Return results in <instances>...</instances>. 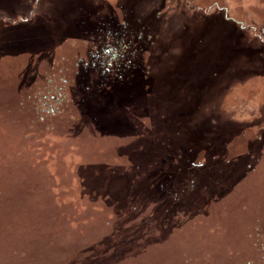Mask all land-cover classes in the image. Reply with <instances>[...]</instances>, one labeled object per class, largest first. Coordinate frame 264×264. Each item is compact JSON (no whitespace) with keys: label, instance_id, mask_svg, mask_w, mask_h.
<instances>
[{"label":"rangeland","instance_id":"374dc122","mask_svg":"<svg viewBox=\"0 0 264 264\" xmlns=\"http://www.w3.org/2000/svg\"><path fill=\"white\" fill-rule=\"evenodd\" d=\"M215 3L264 25V0H0V264H264V45ZM116 18L147 33L104 56L123 84L41 121Z\"/></svg>","mask_w":264,"mask_h":264},{"label":"trees","instance_id":"16d2710c","mask_svg":"<svg viewBox=\"0 0 264 264\" xmlns=\"http://www.w3.org/2000/svg\"><path fill=\"white\" fill-rule=\"evenodd\" d=\"M189 1L193 2V0H189ZM121 7H123V6H121ZM211 9L219 11L218 12L219 14H222V13L224 14V16H223L224 22L223 23L226 24V26L227 25L233 26L235 28L236 32H238V33L239 32L240 33L245 32L248 35H249V33H252L254 38L252 37L251 40L256 41V42L261 41L260 44L264 45V25L259 26V25H255V24L249 23V22L243 23V22H240L239 20L237 21L233 18H229L227 10L218 6L217 3H215L213 5V7H211ZM206 10H208V9L207 8L201 9L202 12L206 11ZM122 11H124V10H122ZM125 11L126 12L122 13V14H124V15H122V17L130 16L129 14L131 13L132 10L126 9ZM110 19H112V18H110ZM118 20L119 19L116 18V20L112 23L115 26L109 27L107 25L111 24V23L109 22L107 24L106 20L104 19L102 22H99L97 24L98 26H96L95 30H93L92 32H87V37H88L87 39H89V38H91V39L94 38L95 40L99 39L97 41V43H98L97 48L95 49V51L91 50L92 54L90 55V58H92V56H94V57L98 58L100 61V62H97L96 67H95L94 72H93L96 75L95 78L92 79V81H90V83L85 82V81L78 83L76 88H75V85L70 83V80H66L64 78L63 79L61 78L62 79L61 83L60 84L58 83L55 85V86L59 85V89H56V94L54 93L53 97L48 96V97H43V98L40 97L41 99H39V100L37 99L38 101L36 102L35 107H36V111L39 112V115L41 117L40 118L41 121H43L45 123V121L47 122L48 120H51L53 118H56L57 116H60L62 114V106L65 103L64 102L65 99H68V102L70 103L73 100V94H76L78 92L77 88H80L81 91L86 92L87 89H89V91L91 90L90 86L93 87L95 90V88H109L112 85L114 86V84H116L115 86L123 84V79L120 78L119 76L116 78L111 77V73L113 72V70L111 68H112L113 64H110L109 60L106 57L104 58V56L107 54L108 51H110L114 47L115 42L120 41V39L122 37H124V39L129 37L130 39H128V40L139 44L140 42H138V41L143 40L145 34L147 35V33H146V30H144L145 31L144 32L143 29H137L135 31L130 30L129 26L127 25L128 23L123 19H122V21L124 23L122 22V24H119L120 26L118 25V28H117L116 22ZM83 24H85V23H83ZM237 29H238V31H237ZM249 38H250V35H249ZM260 56L262 58L264 57L263 54H261ZM140 57H141V55H140ZM82 63L83 62H80V64H78L79 70H80V67L82 66L81 65ZM214 76L216 78V77H218V74L216 73V75L214 74ZM89 84H91V85H89ZM231 84H233V82H231ZM50 85L53 86V84H51V83H50ZM87 85H89V86L86 88ZM95 94H97V93H94L93 96ZM60 95H62L64 97V99H60L59 98ZM97 95H100V94H97ZM37 96L39 97V95H37ZM49 104H51V105H49ZM48 105L53 108L52 111H50V109H48ZM49 114H50V116H48ZM39 125H40V127H42L41 124H39ZM168 139H169V137H168ZM179 153L182 154V150ZM214 160H216V159H214ZM164 161H167L168 163L171 162L172 156H166L164 158ZM186 163H187L186 166L181 165V167L174 168L173 171H175L177 173H181L182 171H186L187 172L186 175L193 177V176H195V173L198 171V169L200 170L201 169L200 167L202 166V165H199L198 163H196L195 160H193V161L186 160ZM124 204H126V201ZM124 204L121 202L122 206ZM124 206L129 209L127 204ZM114 207L116 208L117 206H114Z\"/></svg>","mask_w":264,"mask_h":264}]
</instances>
